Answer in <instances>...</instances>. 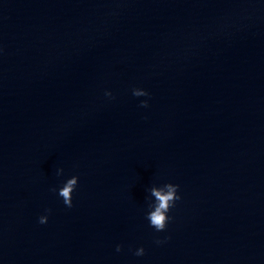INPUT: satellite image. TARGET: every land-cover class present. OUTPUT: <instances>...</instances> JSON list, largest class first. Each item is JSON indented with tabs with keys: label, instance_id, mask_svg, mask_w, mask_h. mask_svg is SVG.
I'll use <instances>...</instances> for the list:
<instances>
[{
	"label": "water",
	"instance_id": "water-1",
	"mask_svg": "<svg viewBox=\"0 0 264 264\" xmlns=\"http://www.w3.org/2000/svg\"><path fill=\"white\" fill-rule=\"evenodd\" d=\"M0 264H264V0H0Z\"/></svg>",
	"mask_w": 264,
	"mask_h": 264
},
{
	"label": "clouds",
	"instance_id": "clouds-1",
	"mask_svg": "<svg viewBox=\"0 0 264 264\" xmlns=\"http://www.w3.org/2000/svg\"><path fill=\"white\" fill-rule=\"evenodd\" d=\"M133 96H148V93L141 89H133ZM106 96H111V93L105 92ZM140 107H148V102L143 100L140 102ZM62 169H57L56 174L59 176L62 173ZM78 178L72 176L67 179L62 187L58 190V195L63 198V203L67 207H72V192L77 185ZM178 185L172 183H166L162 187L153 186L150 189V194L155 198L153 202L148 204L149 211L146 214V219L149 221L150 226L154 228L157 232H161L166 228V225L170 221L171 217L167 215L170 208L174 207L175 201L180 199V196L177 194ZM56 191V189H53ZM46 212H50V209H46ZM38 222L40 224H45L47 222V215H42L39 217ZM168 239L165 237V240ZM163 241L157 239L155 243L160 244ZM121 246H116V251L119 252ZM144 254L143 247L136 249L134 255L142 256Z\"/></svg>",
	"mask_w": 264,
	"mask_h": 264
}]
</instances>
